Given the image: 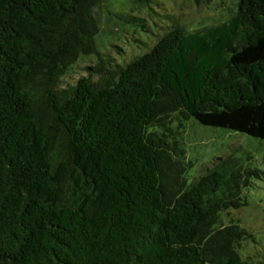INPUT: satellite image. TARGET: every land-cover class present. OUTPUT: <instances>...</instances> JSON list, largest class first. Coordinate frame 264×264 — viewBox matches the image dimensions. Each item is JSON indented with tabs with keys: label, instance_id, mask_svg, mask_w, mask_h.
Instances as JSON below:
<instances>
[{
	"label": "trees",
	"instance_id": "1",
	"mask_svg": "<svg viewBox=\"0 0 264 264\" xmlns=\"http://www.w3.org/2000/svg\"><path fill=\"white\" fill-rule=\"evenodd\" d=\"M97 1L0 0V264H255L220 215L259 170L219 156L188 184L164 130L175 115L264 139V0L62 86L94 51Z\"/></svg>",
	"mask_w": 264,
	"mask_h": 264
},
{
	"label": "rangeland",
	"instance_id": "2",
	"mask_svg": "<svg viewBox=\"0 0 264 264\" xmlns=\"http://www.w3.org/2000/svg\"><path fill=\"white\" fill-rule=\"evenodd\" d=\"M240 0H100L91 8L97 26L94 51L82 53L60 76V85L81 77L98 80L87 67L100 56L124 66L147 52L174 27L192 31L217 25L237 11ZM141 20V21H137ZM171 116L164 130L183 149L189 164L187 183L212 166L217 157L233 155L259 170L243 190L244 204L220 215V225L236 224L245 232L236 243L241 259L264 264V139L221 127L207 126L193 117Z\"/></svg>",
	"mask_w": 264,
	"mask_h": 264
}]
</instances>
